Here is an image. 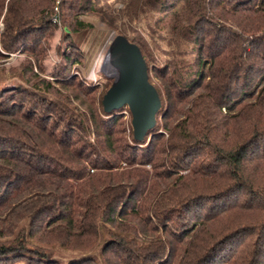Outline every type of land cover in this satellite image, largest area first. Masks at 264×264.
Masks as SVG:
<instances>
[{"label":"trees","instance_id":"obj_1","mask_svg":"<svg viewBox=\"0 0 264 264\" xmlns=\"http://www.w3.org/2000/svg\"><path fill=\"white\" fill-rule=\"evenodd\" d=\"M57 1L0 0L3 49L35 43L38 58ZM105 1L77 6L109 23L100 5L124 4L115 18L160 95L156 126L137 141L127 107L106 112L64 69L59 88L6 92L0 264H264V0ZM155 13L170 20L169 50L156 47L166 92L133 27Z\"/></svg>","mask_w":264,"mask_h":264},{"label":"rangeland","instance_id":"obj_2","mask_svg":"<svg viewBox=\"0 0 264 264\" xmlns=\"http://www.w3.org/2000/svg\"><path fill=\"white\" fill-rule=\"evenodd\" d=\"M112 1L107 0V3ZM77 2L79 0L57 1V7H55L52 16V22L55 24L48 29L44 37V43L40 48L38 47V58L33 57V54L27 51L35 47V43L29 45L20 43L16 49L11 51L3 49L1 41L2 34L5 32L3 22L5 12L3 13L0 17V103L5 101L8 95L6 92L20 86L26 89L35 84L44 87L46 86L43 84L45 81L51 82L59 88V85H55L56 79L54 76L58 75L62 69H64L62 73L67 75V79H72L70 81L75 80L80 87L94 91L90 97L96 100L95 103L98 102L99 97L103 96L104 98L117 77L115 72L119 73V68L113 56V47L117 39L125 37L129 42L136 43L132 42L134 36L132 34L126 35L122 28L126 22H120L115 18L118 16V10L124 7L123 3L117 1L114 6L109 8H105L103 4L100 5L113 17V20L110 19L109 23H106L96 11H79ZM100 3H106V1L100 0ZM169 21L165 19L163 23L157 25V15L155 13L150 14L148 19L146 18L133 25L134 29L143 38L142 41L148 42L150 45L152 56L149 60L151 61V67H155V70L158 69V78L153 79V81L157 86L161 85L160 88L165 92L166 89L162 84L165 82L160 76L170 56L162 50L168 51L169 46L166 40L159 39L158 34L167 37V24ZM150 26H155L156 29H151ZM154 32L155 34H153ZM157 46H160L162 50H157ZM110 56L112 59H110ZM68 57L71 61H68ZM189 60L190 58H188ZM21 75L24 76L25 81L19 78ZM20 90L11 93L17 95L16 93ZM71 93L75 94L73 90H71ZM123 114L126 116L125 120L129 132V126L132 128V115L128 107L123 109ZM148 168L151 167L148 166ZM96 253L97 251H93L89 254ZM57 256L62 258L63 262L78 257L75 253L64 252H58ZM16 264H24V262Z\"/></svg>","mask_w":264,"mask_h":264},{"label":"water","instance_id":"obj_3","mask_svg":"<svg viewBox=\"0 0 264 264\" xmlns=\"http://www.w3.org/2000/svg\"><path fill=\"white\" fill-rule=\"evenodd\" d=\"M113 56L119 76L104 95V109L109 113L128 107L134 138L143 141L156 126V117L162 106L160 95L150 82L147 62L136 44L119 37L113 47Z\"/></svg>","mask_w":264,"mask_h":264},{"label":"bare ground","instance_id":"obj_4","mask_svg":"<svg viewBox=\"0 0 264 264\" xmlns=\"http://www.w3.org/2000/svg\"><path fill=\"white\" fill-rule=\"evenodd\" d=\"M110 59H112L111 56H110ZM115 75L118 77L119 76V73L116 71L115 72Z\"/></svg>","mask_w":264,"mask_h":264}]
</instances>
